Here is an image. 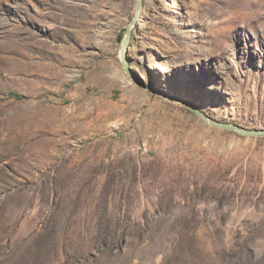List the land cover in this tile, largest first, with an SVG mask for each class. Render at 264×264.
I'll return each instance as SVG.
<instances>
[{
  "label": "rangeland",
  "instance_id": "374dc122",
  "mask_svg": "<svg viewBox=\"0 0 264 264\" xmlns=\"http://www.w3.org/2000/svg\"><path fill=\"white\" fill-rule=\"evenodd\" d=\"M0 0V264H264V0ZM122 36L121 40L119 39Z\"/></svg>",
  "mask_w": 264,
  "mask_h": 264
},
{
  "label": "water",
  "instance_id": "95a60500",
  "mask_svg": "<svg viewBox=\"0 0 264 264\" xmlns=\"http://www.w3.org/2000/svg\"><path fill=\"white\" fill-rule=\"evenodd\" d=\"M142 6H143V0H137L136 2V8H135V15L133 19L131 20L130 24L126 28L125 31V37L121 43L120 46V58L121 62L124 68V71L126 75L130 76L131 75V70L129 69L128 66V61H127V46L129 44L130 38H131V32L133 27L136 25L141 11H142ZM162 97L164 98H171L172 100H175L183 105H185L187 108H189L193 113H195L203 122L213 128L225 130V131H231V132H236L241 136H246V137H254V138H262L264 137V130H246L242 127L231 125V124H223L217 121L212 120L208 116H206L204 113H201L198 111L195 106H193L191 103H189L185 99H181L175 96H170L168 94H162L160 93Z\"/></svg>",
  "mask_w": 264,
  "mask_h": 264
},
{
  "label": "trees",
  "instance_id": "16d2710c",
  "mask_svg": "<svg viewBox=\"0 0 264 264\" xmlns=\"http://www.w3.org/2000/svg\"><path fill=\"white\" fill-rule=\"evenodd\" d=\"M121 38H122V36H120V38H119V39L121 40Z\"/></svg>",
  "mask_w": 264,
  "mask_h": 264
}]
</instances>
